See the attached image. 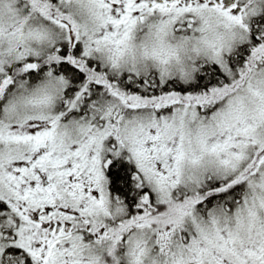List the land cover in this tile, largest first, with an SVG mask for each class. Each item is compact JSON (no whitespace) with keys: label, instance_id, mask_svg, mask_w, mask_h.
I'll list each match as a JSON object with an SVG mask.
<instances>
[{"label":"snow or ice","instance_id":"1","mask_svg":"<svg viewBox=\"0 0 264 264\" xmlns=\"http://www.w3.org/2000/svg\"><path fill=\"white\" fill-rule=\"evenodd\" d=\"M0 264H264V0H0Z\"/></svg>","mask_w":264,"mask_h":264}]
</instances>
